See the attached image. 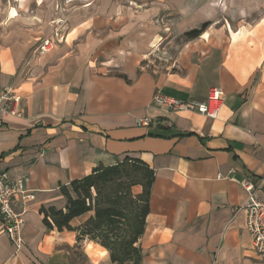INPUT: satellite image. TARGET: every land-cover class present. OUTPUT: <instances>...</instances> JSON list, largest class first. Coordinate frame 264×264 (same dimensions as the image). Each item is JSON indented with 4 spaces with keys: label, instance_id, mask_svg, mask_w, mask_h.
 Returning a JSON list of instances; mask_svg holds the SVG:
<instances>
[{
    "label": "crops",
    "instance_id": "crops-1",
    "mask_svg": "<svg viewBox=\"0 0 264 264\" xmlns=\"http://www.w3.org/2000/svg\"><path fill=\"white\" fill-rule=\"evenodd\" d=\"M61 1L0 4V88L18 90L23 113L0 111V168L34 194L15 201L24 245L0 232V264H118L84 235L95 209L69 228L56 213L76 182L124 162L152 177L138 264H264L243 186L264 200V0H81L66 12ZM162 15L184 34L210 24L158 74L142 63L169 27ZM64 16V41L35 52ZM213 87L226 94L216 119L155 101L205 100Z\"/></svg>",
    "mask_w": 264,
    "mask_h": 264
},
{
    "label": "rangeland",
    "instance_id": "rangeland-1",
    "mask_svg": "<svg viewBox=\"0 0 264 264\" xmlns=\"http://www.w3.org/2000/svg\"><path fill=\"white\" fill-rule=\"evenodd\" d=\"M18 1L19 0H0V4L7 3L10 5L16 4ZM80 1L81 0H62L58 9H61L62 12H66L69 10L68 8H74L76 6L75 3H79ZM82 2L87 1L82 0ZM58 18L59 17L53 19L51 22L53 25V33L50 38H52L54 34L53 21ZM64 18L67 20V32L69 28L68 19L65 16ZM157 20L161 23L165 21L168 22L169 27L163 26L164 38L162 42L147 56L142 65L146 70L160 74L169 72L177 67L179 53L186 47L188 38L184 33L178 32L174 24L169 23V19L166 15L160 16ZM221 20H223L222 17ZM62 42L55 43L53 47ZM35 52L40 51H36L35 48ZM147 177L148 174L144 168L133 163H127L121 167L117 175L107 181L98 180L90 189H84L83 186L80 185L77 191V197L85 199L87 204L91 205L93 209L114 205L124 213L123 217H118L119 223H117V225L111 228L102 226L101 229L95 230L91 234L85 232L91 229L92 224H86L83 229L85 237L101 245L105 243L109 245L115 253L120 254V244L129 242L140 227L141 217L144 212L145 197H143V194H137V188ZM134 246L136 247V243ZM125 264L136 263L133 259V261H126Z\"/></svg>",
    "mask_w": 264,
    "mask_h": 264
},
{
    "label": "built area",
    "instance_id": "built-area-1",
    "mask_svg": "<svg viewBox=\"0 0 264 264\" xmlns=\"http://www.w3.org/2000/svg\"><path fill=\"white\" fill-rule=\"evenodd\" d=\"M66 22L67 20L64 17L54 20L53 39H43L36 47V51L47 52L55 43L62 42L67 30ZM225 98L226 94L222 88L213 87L205 100L189 99L183 101L157 93L155 101L169 111L199 112L209 118L216 119L224 105ZM21 101L22 97L15 88H0V111L5 116H22ZM141 123L147 124L148 122L144 120ZM28 181V176L14 179L9 176L6 170L0 168V232H4L9 236L17 252L24 245L22 237L24 218L23 213L18 212L14 204L19 196L25 200L34 199V194L26 187ZM243 186L249 194L248 201L244 207L247 212V227L254 247L259 257L264 261V200L256 197V187L253 181L244 180Z\"/></svg>",
    "mask_w": 264,
    "mask_h": 264
},
{
    "label": "trees",
    "instance_id": "trees-1",
    "mask_svg": "<svg viewBox=\"0 0 264 264\" xmlns=\"http://www.w3.org/2000/svg\"><path fill=\"white\" fill-rule=\"evenodd\" d=\"M209 24H210L209 22H205L200 27L191 29L185 33V36L188 39L197 38L206 30ZM125 164H127V162L115 166L103 168L102 170H98L96 173L85 177L84 179L75 183L76 191H78L80 185H82L84 189H90V187L94 186L98 180L107 181L111 179L113 176L117 175L120 172L121 167L124 166ZM147 174L148 177L146 178L145 191L143 193V197H145V206L143 209L144 212L141 217L140 227L136 231L135 236L129 242L125 244H120V248H121L120 254L115 253L114 250L109 245L102 243V245L110 251L112 260L114 262H117L118 264H125L126 261H130V260L133 261V259L135 263L138 264L141 258L139 249L134 245L138 241V238L143 231L144 218L148 210L147 194L149 191V187L152 183V177L148 171ZM92 209H93L92 206L87 204L86 200L83 198H79V197L76 199L69 198V205L67 211L65 213H63L62 211L56 213V223L60 228L64 226L69 228L70 227L69 222L72 218L79 216L83 213H86ZM123 216H124L123 211H121L114 205L105 208H95V216L88 221V225L92 224L91 229L87 230L85 233L91 234L95 230L101 229L102 226H107L111 228L112 226H115L117 225V223H119L118 217H123Z\"/></svg>",
    "mask_w": 264,
    "mask_h": 264
}]
</instances>
